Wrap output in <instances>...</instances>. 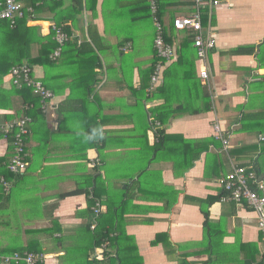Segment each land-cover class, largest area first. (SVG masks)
<instances>
[{
	"label": "crops",
	"instance_id": "crops-1",
	"mask_svg": "<svg viewBox=\"0 0 264 264\" xmlns=\"http://www.w3.org/2000/svg\"><path fill=\"white\" fill-rule=\"evenodd\" d=\"M57 1L71 40L54 66L33 68L34 77L47 81L54 108L29 125L25 171L4 178L8 192L0 183V255L35 253L43 257L39 264H104L113 257L117 264H203L210 256L211 264L260 263L264 239L255 213L219 201V180L230 167L212 126L219 121L228 135L233 164L258 167L264 133L254 140L248 130L264 126V0H217L208 59L213 99L198 78L193 46L174 64L178 32L175 62L165 66L154 95L147 93L155 35L147 0H80L77 16L78 0ZM158 4L164 28L192 12L190 0ZM145 19L149 41L140 28ZM52 25L48 15L27 23L43 37ZM247 47L253 52H232ZM11 89L6 78L0 126L22 110L23 97ZM208 140L214 141L193 160ZM10 156V139L0 129V173L8 172ZM95 159L100 166L92 167ZM96 202L97 224L113 230L116 241L93 261Z\"/></svg>",
	"mask_w": 264,
	"mask_h": 264
},
{
	"label": "built area",
	"instance_id": "built-area-1",
	"mask_svg": "<svg viewBox=\"0 0 264 264\" xmlns=\"http://www.w3.org/2000/svg\"><path fill=\"white\" fill-rule=\"evenodd\" d=\"M47 1L53 0H38V3ZM190 1L192 3L191 14L175 17L172 25L177 32L187 31L192 34V46L195 49L199 62L198 78L201 85L208 90L210 98L213 99L208 59L216 44L211 28L212 13L220 5V2L217 0ZM147 2L155 31L153 48L157 58L161 60L154 66L150 77V85L147 89V93L150 94L162 84L165 66L176 60V49L173 44L165 42L164 26L158 17L157 0H147ZM204 16L207 19L206 26L203 24ZM22 17L21 6L16 0H4L0 10V20H6L13 24L15 20ZM50 27L55 34L54 39L58 44L57 49L52 55V58L56 59L60 56L62 47L70 41L71 36L64 32L63 26L52 25ZM122 51H126V48L122 49ZM31 72L32 69L27 64H23L12 68L7 78L12 86L18 89L26 87L34 96L38 97L40 100V110L43 115H46L54 108L52 103L54 95L39 80L32 78L30 76ZM29 109L30 106H25L23 108V116L5 122L0 126L5 137L11 136L12 139L10 142L11 156L6 168L13 175H20L26 169V162L24 161L26 157L25 150L29 135V125L32 123L31 117L27 114ZM212 132L214 140L220 142V152L226 156L230 167L229 172L219 180L222 189L219 201L245 205L251 209L256 215L257 227L264 239V185L257 177L254 168L235 165L231 162L228 151L230 147L229 137L221 128L219 121H214ZM259 140L263 141L264 138L260 136ZM91 165L92 167H98L100 166V162L95 159L91 161ZM0 183L3 185L4 191L8 192L11 186L10 183L4 178L0 179ZM91 210L93 221L90 224V229L94 231L97 227V219L101 213L100 204L96 202ZM107 246L108 242L105 241L99 247H96L93 258L100 257ZM42 259L41 255L28 252L0 255V262L2 264H39Z\"/></svg>",
	"mask_w": 264,
	"mask_h": 264
},
{
	"label": "trees",
	"instance_id": "trees-1",
	"mask_svg": "<svg viewBox=\"0 0 264 264\" xmlns=\"http://www.w3.org/2000/svg\"><path fill=\"white\" fill-rule=\"evenodd\" d=\"M16 1L21 6L23 17L15 20L13 24H11L9 21H6V20H0V90L3 86V81L8 77L11 69L14 67L23 65V64H27L32 69V72L30 75L32 78L39 80L45 86L46 89L50 90L47 87V81L45 79L41 80V79L34 77L33 68L37 66V67H42L44 70H47V68L54 66L58 58L61 56L64 50V47L66 46L67 43L62 47L60 56L57 57L56 59H53L52 55L58 47V44L56 43L54 39V35H55L54 32L51 30L47 36L43 37L39 34L38 27H35V26L29 27L27 26V23L28 21L42 20L43 16L48 15V19L53 21L54 25L63 26L64 32L70 36V29L66 25L67 20L69 18H67V16L65 15H64L65 17H63L60 14L61 2L57 0L47 1V2H42V3H38V0H16ZM3 2L4 0H0V10H1ZM76 2L78 3L79 6L76 8L74 7L73 12L77 16L80 14L82 10V6L80 4V0ZM158 2L159 0H157V6L159 8ZM148 8L149 6H147L146 4L147 15L149 14ZM159 18L161 17L159 16ZM160 21H162V19H160ZM172 21H173V18L171 19L170 26L164 28L165 42L169 44H173L175 43L174 41L177 40V36H176L177 31H175V29L173 28ZM73 25L75 26V24ZM178 33H181L179 35V39H180L179 40V56L176 62L175 61H174L175 63L173 62L174 64H178L179 62L180 63L182 62L183 57H184L183 53H185L186 50L187 51L192 50V37H193L192 34H190L189 32L188 34L187 31L178 32ZM154 37H153V41H154ZM33 51H36L35 56L32 55ZM232 52L236 54H240V53L250 54L253 52V49L252 47H247V50H244V48H239V49L233 50ZM160 61L161 60L157 58L155 50L153 48L152 65L148 71L150 73V76L152 75L154 66ZM166 85H167V80L164 79V85L162 87V90L164 87H166ZM11 87H12L11 90H13L14 92H17L19 95L23 97L22 110H21V113L18 115V118L24 115L23 108L25 106H30V109L27 112V114L31 117L32 122L35 120V118L41 117L43 115L40 110L39 98L34 96L28 88L22 87L21 89H18L12 85ZM158 88L159 86L155 89L154 92H156ZM154 92H152V94ZM204 111L205 112L210 111V103L207 104ZM155 113L157 115L156 119L160 121V124L162 125L165 124L166 119L159 116L158 114L159 112L157 110ZM158 133L160 135L158 140L162 141L163 139L161 138V131H159ZM9 139L11 142L12 141L11 136H9ZM100 140L101 138H99V141ZM213 141L214 140H208L206 145L198 149L197 154L193 157V160H196V158L199 156L201 152L206 151L209 148V144H211ZM24 161L27 163L26 157L24 158ZM253 168H254V171L257 177H259V174L261 172L260 169L258 167L256 168L255 166ZM1 177L9 181L13 178V174L8 173V172L6 173L2 172L0 173V178ZM202 215L204 218L203 226L205 230L208 226H210L209 220H208L209 213L206 209H204L202 210ZM105 226H106L105 224L104 226H102L100 223H98L96 229L93 232L95 236L96 247H99L101 243L105 241L108 242L109 246L116 241V238H115L116 235H114L113 230L107 229ZM93 261H95V259H93ZM106 262L104 264H116L119 262V258L118 257L109 258ZM211 262H212V259L210 256L207 262L206 263L204 262L203 264H211ZM252 262L253 260L250 259L249 264H251ZM180 264H186V263L181 262ZM258 264H264V258Z\"/></svg>",
	"mask_w": 264,
	"mask_h": 264
},
{
	"label": "rangeland",
	"instance_id": "rangeland-1",
	"mask_svg": "<svg viewBox=\"0 0 264 264\" xmlns=\"http://www.w3.org/2000/svg\"><path fill=\"white\" fill-rule=\"evenodd\" d=\"M150 24H151L150 21L148 19H145L142 21V25L140 27L142 30V35H143V37H145L147 39V41L150 40V37L152 36V32H153L152 28L150 27ZM128 46L130 47L129 44H128ZM261 131L264 133V126H262L261 129H259L255 126L254 128L249 129L248 133H249L251 138L256 140L258 138L259 132H261ZM259 147H260L259 149L262 150V152L264 154V143L259 144ZM263 167H264V156L259 160V163H258V168L260 170H263L264 169Z\"/></svg>",
	"mask_w": 264,
	"mask_h": 264
},
{
	"label": "clouds",
	"instance_id": "clouds-1",
	"mask_svg": "<svg viewBox=\"0 0 264 264\" xmlns=\"http://www.w3.org/2000/svg\"><path fill=\"white\" fill-rule=\"evenodd\" d=\"M94 136H95V133L93 134V137H89V139H92V138H94Z\"/></svg>",
	"mask_w": 264,
	"mask_h": 264
}]
</instances>
